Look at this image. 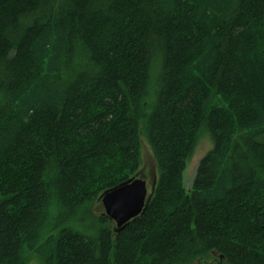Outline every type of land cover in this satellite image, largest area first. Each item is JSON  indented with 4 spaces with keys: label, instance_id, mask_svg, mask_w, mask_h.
Instances as JSON below:
<instances>
[{
    "label": "trees",
    "instance_id": "obj_1",
    "mask_svg": "<svg viewBox=\"0 0 264 264\" xmlns=\"http://www.w3.org/2000/svg\"><path fill=\"white\" fill-rule=\"evenodd\" d=\"M143 140L154 192L115 233L90 207ZM28 254L264 264V0H0V264Z\"/></svg>",
    "mask_w": 264,
    "mask_h": 264
},
{
    "label": "water",
    "instance_id": "obj_2",
    "mask_svg": "<svg viewBox=\"0 0 264 264\" xmlns=\"http://www.w3.org/2000/svg\"><path fill=\"white\" fill-rule=\"evenodd\" d=\"M155 188V174H152L151 182H148L143 174L138 173L119 183L118 185L105 190L99 197L103 215L110 223H114V232L118 233L131 221L142 217L147 208ZM213 256L219 261L221 256Z\"/></svg>",
    "mask_w": 264,
    "mask_h": 264
},
{
    "label": "rangeland",
    "instance_id": "obj_3",
    "mask_svg": "<svg viewBox=\"0 0 264 264\" xmlns=\"http://www.w3.org/2000/svg\"><path fill=\"white\" fill-rule=\"evenodd\" d=\"M212 144L210 139L207 136H202L200 140L197 142L191 156L189 157L186 165V169L184 172V187L190 188L193 178L195 176L196 168L201 161L202 157L211 149ZM141 162L142 165L140 167V172L143 174L145 179L148 182H151L152 174H154V161L152 157L151 150L147 143L143 140L141 146ZM92 214L96 217L101 216L103 214L102 207L100 203H95L90 207ZM91 224L87 219H80L76 224V228L78 231L87 232ZM27 264H39V261L33 254H28L27 256ZM209 261V260H208Z\"/></svg>",
    "mask_w": 264,
    "mask_h": 264
}]
</instances>
